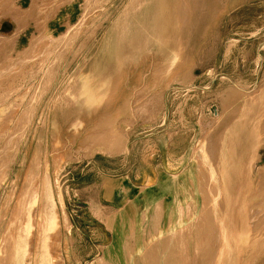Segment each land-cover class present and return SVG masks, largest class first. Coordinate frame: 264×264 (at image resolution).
Masks as SVG:
<instances>
[{"label":"rangeland","instance_id":"obj_1","mask_svg":"<svg viewBox=\"0 0 264 264\" xmlns=\"http://www.w3.org/2000/svg\"><path fill=\"white\" fill-rule=\"evenodd\" d=\"M34 2L0 55V228L25 175L36 222L46 184L57 218L24 264H264V0ZM130 172L182 184L171 225L98 214V185Z\"/></svg>","mask_w":264,"mask_h":264},{"label":"bare ground","instance_id":"obj_2","mask_svg":"<svg viewBox=\"0 0 264 264\" xmlns=\"http://www.w3.org/2000/svg\"><path fill=\"white\" fill-rule=\"evenodd\" d=\"M13 1L14 0H0V20L9 18L12 22L17 23L15 32L11 36L0 34V55L4 50L8 49L14 44L15 40L18 38L19 32L24 27L23 25H25L24 22L26 19L33 18L35 15V10L39 8L38 5L35 4L34 0H31L28 9L26 11H20L19 9L15 8L14 5H12ZM34 43L35 39L31 38L29 47L24 49L21 54L29 51L30 48L34 46ZM122 93L124 98H128L129 94L125 92L124 88H122ZM110 142L112 143L111 145H114V141ZM12 161H10V163ZM11 166L12 165H9L8 169L0 176V190L9 176ZM262 175L263 173L257 176V180L259 182L262 178ZM21 183L22 186L21 188L19 187V193L16 196L11 209L9 210L6 226L3 229L0 228V264H24V260L28 255L27 253H29L25 248L31 244L34 228L36 229L37 227L38 230H40L39 232L42 234L49 231L55 233L57 228V218L54 217V215L48 209L52 206L53 202L51 191L48 185L46 184L45 188H43L42 198L46 207V217L44 220V226H42V223H37L35 217L32 215L38 193L37 186L34 187V178L30 175H25ZM234 213L235 208H233L230 212L231 215L229 218V223L231 224L233 221L232 214ZM63 214L66 217L65 213ZM169 233L175 234L176 229L170 230ZM52 243L53 242L51 239L42 240L43 253L50 262L53 260V256L50 255V248L53 245Z\"/></svg>","mask_w":264,"mask_h":264},{"label":"crops","instance_id":"obj_3","mask_svg":"<svg viewBox=\"0 0 264 264\" xmlns=\"http://www.w3.org/2000/svg\"><path fill=\"white\" fill-rule=\"evenodd\" d=\"M167 175V173L164 174V177ZM166 178L156 179L151 183L146 181L144 185L135 183L133 172L117 178L103 179L98 185V204L100 207L98 214H121L120 216L129 214L128 217L132 220L131 224H133V218L137 217L135 214H143L141 218L147 214H161L162 219L165 217L167 225H171L173 214H177L178 217L181 207L178 205L175 210H171L169 203L182 202L184 192L180 189L182 184L170 183V179ZM146 180H150L149 177ZM98 181L100 182V180ZM71 186L78 187L80 185L76 182L72 183ZM135 245L136 243L133 251H135Z\"/></svg>","mask_w":264,"mask_h":264}]
</instances>
